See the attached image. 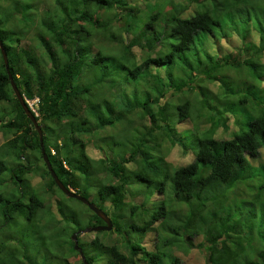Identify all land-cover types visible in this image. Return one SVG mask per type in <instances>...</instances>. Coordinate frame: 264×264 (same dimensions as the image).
<instances>
[{
	"label": "trees",
	"instance_id": "obj_1",
	"mask_svg": "<svg viewBox=\"0 0 264 264\" xmlns=\"http://www.w3.org/2000/svg\"><path fill=\"white\" fill-rule=\"evenodd\" d=\"M135 1L12 0L0 5V16L8 14L7 21H0L8 69L22 96L36 97L35 118L51 168L64 185L82 196L93 192L95 204L108 215L107 234L90 231V244L104 255V264H179L177 252L186 253L193 246L201 249L204 264H264V203L255 211V203L264 195V162L254 163L260 155L264 160V150L260 151L264 147V100L254 90L240 98L243 104L251 98L244 106L246 120L239 123V131L231 130L226 137V110L208 104L212 93L203 85L217 78L214 67L222 71L250 63L256 67L251 74L256 77L259 57L255 51L261 45L251 42L248 21L239 11L231 14L232 27L216 31L224 22L214 5L217 0H146L143 6ZM13 20L16 30L8 31L4 24ZM237 20L244 25L239 26ZM29 29L32 38L23 41ZM9 34L14 38L11 42L4 40L10 39ZM213 46L211 54L208 50ZM134 47L142 53L133 64L120 63L112 55L116 49L117 54L124 51V60ZM101 48H108V53ZM84 76L94 77L95 82L81 83ZM103 79L108 86L103 93L93 94V86ZM194 88L199 89L195 98ZM182 89L187 94L175 104L174 123H189L180 133L164 121L172 119L166 95ZM0 100L6 106L12 103L8 110L0 107V173L7 170L0 181V228L16 225L13 214L24 203L28 224L36 221L42 233H56L54 225L60 229L75 210L56 195L54 187L65 198H75L60 191L46 169L37 133L14 96L1 55ZM133 111L148 122L143 138L153 133L150 136L158 144H177L180 155L186 157L159 179L154 180L150 170L157 172L160 165L147 156L137 138L122 146L111 135L112 145L100 144L102 130L113 126L120 114ZM96 144L100 149L104 145L107 153L100 159L91 152ZM255 167L263 176L260 181ZM36 172L44 183L41 195L27 189ZM169 179L172 197L168 199L164 192ZM152 187L156 191L149 198L154 204L149 205L139 194ZM79 202L89 211L87 224L103 222ZM146 231L153 237L145 240ZM66 241L79 259L70 264H83L72 239ZM23 246L21 256L38 262L44 249L41 238L32 256L25 253L26 241ZM60 247L65 249L63 242ZM82 252L88 264H99L87 249ZM19 254L0 238V264H20L24 258ZM49 258L59 264L58 257L49 254L43 264Z\"/></svg>",
	"mask_w": 264,
	"mask_h": 264
},
{
	"label": "rangeland",
	"instance_id": "obj_2",
	"mask_svg": "<svg viewBox=\"0 0 264 264\" xmlns=\"http://www.w3.org/2000/svg\"><path fill=\"white\" fill-rule=\"evenodd\" d=\"M12 0H0V5L1 6H7ZM45 1V0H43ZM127 1H132V0H127ZM135 1V0H134ZM135 2H141L140 4L145 5L146 0H136ZM12 3V2H11ZM10 3V4H11ZM232 6L229 8L227 6L231 5ZM216 10L219 12V16L221 20H224V24L222 23V25H218L216 28V31L220 32L221 30H227L230 26H231V22H232V18H231V14H233L235 11H239V14H244L246 20L248 21L247 27H249L250 30V37H251V42L257 45H261V48L256 50L255 52L258 53V57L256 58V63L258 64V72L256 73V77H253L251 74L253 71V69H255L256 67H253L250 63L247 64L246 66L241 65L238 68H226L222 71L215 69V67L213 68L214 71L216 70L218 72L217 78L215 79V81L209 82V81H205L203 82L204 87L210 92L212 93V95L209 94L208 96V104H210L211 106H216L220 109H224L226 110L223 111V115L227 117V128L224 132V135L226 137H228L230 134L229 132L231 130H240V122H244L246 120V116H245V108L248 103H251V98L249 96V99L247 100L246 103H241V99L242 97H245L247 95H250V92L254 90V94L257 92L259 94V96L261 98H263L264 100V68L262 67L264 65V0H217L216 4L214 3ZM238 7H241V11ZM210 8H212L210 6ZM143 15V14H141ZM140 15V16H141ZM236 19H239L238 17H233ZM6 19V21L8 20V14L3 13L0 16V21ZM230 19V20H229ZM19 20L18 16L16 21ZM15 20L4 24V27H6L8 29V31H12V30H16V26H13V23ZM236 23L239 24V26H242L244 24L240 23L238 20L236 21ZM10 25V26H9ZM94 24H91V28H93ZM261 32L263 33V41H260V37H261ZM32 29H29L26 33L24 38L22 39L27 40L26 38H32ZM8 36V35H7ZM6 36V37H7ZM10 39L4 38L5 41L7 42H11L14 40V38L11 36V34H9ZM216 36H219L218 34ZM236 35H234L233 37H235ZM234 39V38H233ZM232 39V41H233ZM235 42L237 44L239 40L234 39ZM255 40V42H254ZM222 41L224 44H227L226 40L222 38ZM109 42H107L108 44ZM109 46V45H108ZM97 48H99V46H96L94 49L92 48V52L95 51ZM216 47L213 46L211 48H209V52L211 54L214 53ZM102 53H108V48H106L104 50V48L100 49ZM119 49H116L115 52L112 54L114 55V58L116 61L123 63L124 61L127 64H131L133 61L136 62L135 60V56L136 59L139 55H141V53L139 52L138 47H134L132 49V52H130V57L129 58H125L123 60L122 58V54H124V51H121V54H117ZM38 52V50H37ZM10 52H8L9 54ZM106 63H108V59L105 60ZM133 62V63H134ZM132 63V64H133ZM140 63V62H139ZM102 64H104L103 62H101L99 64V66L101 67ZM251 68V69H250ZM253 68V69H252ZM223 79V80H222ZM95 82L94 77H91L90 79L86 78V76L82 77V82L81 83H92ZM108 86V80L103 79L100 83L95 84L93 86V88L95 89L94 91H92V93L94 94V92H99V93H103L102 90L104 87ZM183 89L186 90L185 87H183ZM181 90V91H177L174 93L173 96H168V102H167V113L169 114L168 116H171V118H167L165 119V123L168 124V126L170 128H174L175 130L179 131L181 133V129L185 128L188 126L189 122H183V123H177V121L175 120L174 123V116L177 115V109L175 108V104L180 103L184 100L185 95L187 94V92H185V90ZM252 89V90H250ZM106 92L108 91L105 90ZM199 89H192L191 93H193V97L195 98V94L198 93ZM107 98V97H105ZM199 98L200 97H196ZM238 102V103H237ZM12 104V103H11ZM11 104H7L4 103L2 100H0V107H6V109H10L11 108ZM264 107V103L262 105ZM251 107H248V109H250ZM7 109V110H8ZM232 109H234V112L231 114ZM261 109V107L259 108ZM252 110V109H251ZM8 117V114H6ZM174 115V116H173ZM233 119H237L238 124H232L231 120ZM78 120V118H74L73 121L76 122ZM177 123V124H176ZM136 124V125H135ZM141 126L144 128L148 127V122L145 120V118L139 114L136 111L133 112H124L122 114L119 115V119H117V121L114 123L113 126L108 127V125L102 130V141L100 142V144H104L106 142V145L109 143L110 145H112V141L115 138L118 141H121V145H128L129 143L133 142L135 140V138H137V141L139 140L141 144V147L145 148V153L147 154V156L153 160V162H157L158 167H156L157 172H152L151 173L155 176V178H153L154 180L159 179V176L162 175L163 172H165V170L168 171H172L173 167L176 165V163H183L186 160V157L183 155H180L179 153V149L180 147L177 144H171V146L168 143H164V144H158L154 137H151L149 134L146 137L143 138L140 137V134H138V130L141 131ZM139 131V133H140ZM156 134V133H155ZM175 135H178L177 133H174ZM113 136L111 140L108 141L109 136ZM169 137H171V135H169ZM105 145V144H104ZM103 145V149H100L99 145H94L93 147H91V152L92 155L95 156V158H99L103 157L104 153H106L105 151V146ZM98 148V149H97ZM117 149V148H115ZM168 149V151H166ZM264 147L262 146L260 148V151L263 152ZM102 151V152H101ZM52 152V151H51ZM106 156V155H105ZM181 158H185V159H181ZM101 161V160H100ZM264 160L262 159V155L256 157V159H254V163L256 166H260V164H263ZM175 164V165H174ZM257 176V181H260L261 178L263 177L262 174L259 172L258 168H254L253 171ZM7 173V170H5L3 173H0V181L2 179V176H5ZM38 172H36L34 175H32V179L30 180V185L31 187L27 188L28 191H33L38 195H41L44 193V187L42 183V180H40V178L37 175ZM169 181L166 183V187H165V192H164V198H170L172 197V191L171 188L169 186ZM1 184V183H0ZM133 184V183H132ZM25 187V185H22ZM3 186L0 185V189H2ZM55 193L57 196H62V200H64V202H66L69 207L73 208L75 210L74 216L73 218L69 219L66 217V222L64 223V225L59 229L58 226H55L54 223H50L52 226L54 225V228H56V233L55 231H47V233H42L40 231L41 229V225L38 222H33L31 221V223H27L24 220V212L26 211L25 208V204L22 203L21 205H19V207L16 209V211L14 212V217L12 220H14L16 222V225L11 226V223L4 227V228H0V238L5 239V241L7 242V245L12 247V248H16L18 250V252L20 253L18 256H20L21 258H24V260H21L22 262H20V264H43V261L45 262V258L46 255L49 254L51 255L53 258L58 257V261L59 264H70L72 263V261L76 258V260L79 262L78 256L76 255L75 252H73L72 250L70 251L69 249V243H67L66 238H70L71 239V234L73 232H75L78 229H85L88 226H90L91 224H87V212L89 213V211L84 207V205H82L79 201L75 200V199H68L65 198L63 196V194L61 192H59L55 187ZM26 188H25V192H26ZM27 191V192H28ZM156 191V189L154 187L149 188L147 191L141 192L139 194L141 199L144 200H148V204L149 205H153L154 202L153 200H150L149 196L151 194H153ZM264 191V190H263ZM93 193V192H91ZM87 194L86 198L94 203H96V199H94L93 194ZM143 193V194H142ZM142 194V195H141ZM136 198V197H135ZM23 201H25L27 199V193H24L23 196ZM63 202V201H62ZM264 203V195L263 198H260L258 200V203H255L256 208L255 211L257 209H259L260 204ZM175 207V206H174ZM177 207V206H176ZM175 207V208H176ZM177 209V208H176ZM52 211V210H51ZM53 213V211H52ZM56 215V213H53ZM52 215V214H50ZM54 215V216H55ZM144 216V213L142 214ZM56 217V216H55ZM61 220L64 221V219L62 218ZM56 221V220H55ZM81 225V226H79ZM96 225V224H95ZM59 229V230H58ZM157 231L158 236H161V232L158 229H155ZM32 231L36 232L35 235L33 234H29ZM59 231V233H58ZM97 234L98 236L101 235H105L107 234L106 230H97V231H93V234ZM155 233V232H154ZM90 231H84L83 233H79L76 236L78 245L84 250L87 249V252H91L92 254H94L93 256H95V261H97L99 264H104L103 262V257L104 255H102V253H100L98 250H95L93 248V246H91L90 244ZM66 236V238H65ZM153 235L148 233V231H146L144 233L143 238L146 240L148 238H152ZM32 238H33V243L32 244ZM41 238V244L42 247H44V249H41L40 247V256L38 255L37 258H40L38 262H34V261H29L26 257H22L21 254L25 251L24 250V246L23 243L24 241H26L27 244V251L25 253H27V255L32 256L33 255V247L38 248V243L40 241ZM197 239H199V237H196ZM53 239H58V241H51ZM196 239L195 242H198V240ZM36 240V243H35ZM63 242L65 249H62L61 243ZM37 244V245H36ZM46 244V246H45ZM145 244L147 246H150V242L146 241ZM44 250H48V251H44ZM70 252L73 254H75V257L70 254ZM47 253V254H46ZM202 251L201 249L193 246V248L191 250H189L186 253H178V257H179V264H204L203 263V258H202ZM67 254L72 255L70 257L67 256ZM4 260L8 261L5 257L3 258ZM0 260H1V255H0ZM5 262V261H3ZM56 260H51V258H49V263H45V264H55ZM0 263H2L0 261ZM165 264H171L170 262H166Z\"/></svg>",
	"mask_w": 264,
	"mask_h": 264
},
{
	"label": "water",
	"instance_id": "obj_3",
	"mask_svg": "<svg viewBox=\"0 0 264 264\" xmlns=\"http://www.w3.org/2000/svg\"><path fill=\"white\" fill-rule=\"evenodd\" d=\"M0 55L3 62V67L5 69V72L7 74L10 87L14 93V96L16 97L20 107L22 108L24 114L26 117L30 120L34 130L37 133V139L39 143V149L41 152L42 160L45 163L46 169L48 170L51 178L53 179V182L58 187L60 191H62L66 196L75 198L79 201H81L83 204H85L96 216H98L102 221L103 224H96V225H90L85 229H79L76 230L71 234V239L73 242V248L77 250L80 260L83 264H88L85 260V256L82 252L81 247L77 244L76 234L84 231H97V230H108L111 227V221L109 220L108 215L100 208L98 207L94 202L88 200L86 197L82 196L78 192L72 190L70 187L64 185L57 175L54 173L53 169L51 168L50 162L47 158V155L44 151L43 144H42V132L41 128L38 124V119L35 118V114L30 110V108L27 106L22 94L19 92L15 82L13 81V78L10 74V71L8 69V61L7 56L5 53V49L3 48L2 42L0 40Z\"/></svg>",
	"mask_w": 264,
	"mask_h": 264
},
{
	"label": "clouds",
	"instance_id": "obj_4",
	"mask_svg": "<svg viewBox=\"0 0 264 264\" xmlns=\"http://www.w3.org/2000/svg\"><path fill=\"white\" fill-rule=\"evenodd\" d=\"M23 98H24V97H23ZM24 100H25V102H26V104H27L28 107H29V105H28V103H27L26 100H28L29 102H31V106H32V108H31V107H29V108H30V110H31L34 114H36V111H35V108H34V104H35V102H36V97L31 98V99L24 98ZM176 124H177V123H176ZM135 125H136V124H135ZM147 128H148V127H147ZM147 128H144V127L141 126V131L138 130V134H140V137H142V133H143ZM139 131H140V133H139Z\"/></svg>",
	"mask_w": 264,
	"mask_h": 264
},
{
	"label": "built area",
	"instance_id": "obj_5",
	"mask_svg": "<svg viewBox=\"0 0 264 264\" xmlns=\"http://www.w3.org/2000/svg\"><path fill=\"white\" fill-rule=\"evenodd\" d=\"M26 101H27V103H28L29 107H31V108H32V106H31V102H29L28 100H26Z\"/></svg>",
	"mask_w": 264,
	"mask_h": 264
},
{
	"label": "flooded vegetation",
	"instance_id": "obj_6",
	"mask_svg": "<svg viewBox=\"0 0 264 264\" xmlns=\"http://www.w3.org/2000/svg\"><path fill=\"white\" fill-rule=\"evenodd\" d=\"M101 224H103V222Z\"/></svg>",
	"mask_w": 264,
	"mask_h": 264
}]
</instances>
